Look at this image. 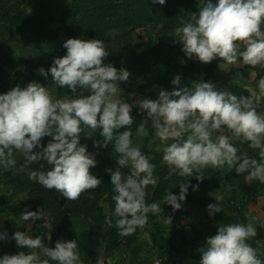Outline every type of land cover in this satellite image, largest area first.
<instances>
[{
  "label": "clouds",
  "instance_id": "clouds-1",
  "mask_svg": "<svg viewBox=\"0 0 264 264\" xmlns=\"http://www.w3.org/2000/svg\"><path fill=\"white\" fill-rule=\"evenodd\" d=\"M152 3L165 5L166 0ZM181 24L173 36L183 45L181 51L188 59L204 64L219 59L227 65L242 60L243 65L264 68V0H204L199 11ZM63 47L66 54L54 58L47 71L41 67L38 72L45 77L50 73L56 87H67L73 95L57 99L36 81L0 94V165L4 168L16 165L14 150L25 155V167L44 160L50 170H33L29 179L54 189L68 201L78 200L82 193L102 184V179L90 171L97 161L80 143V133L84 127L93 132L102 129L99 135L103 139L95 141L94 147H108L111 143L118 154V167L105 169L115 193V226L119 236L133 235L137 228L147 225L149 213H161L158 202L146 203V188L157 184L156 165L140 147L133 146L130 130L118 131L132 126L135 106L146 112L152 122L155 139L163 145L162 163L167 165L169 176L176 173L191 177L194 170L227 166L240 175L247 172L244 178L248 182L258 180L264 184V114L257 111L264 98V77L258 81L259 94L252 91L250 96H237L226 88L218 89L211 81L181 86V76L175 75L172 91L160 89L157 99L139 98L130 104L118 98L117 93L120 82L129 81L131 73L105 63L109 52L103 41L69 38ZM145 126L146 121L137 127V135L147 137ZM214 133L220 134L213 138ZM46 136L51 139L45 147L41 140ZM230 136L259 149L260 160L238 155L239 149ZM152 143L149 140V148ZM37 147L42 150L33 152ZM124 168H129L127 175L121 171ZM188 187L180 183L179 195L168 192L165 196L164 203L171 205L173 212L181 208ZM198 188L197 184L193 191ZM216 201L207 206L210 216L222 211ZM44 215L41 208L35 212L25 208L20 218L35 222L44 220ZM256 219L251 217L247 224L218 226L216 234L208 237L200 250L199 264H264L257 248L247 242L258 235ZM164 222L171 225L172 217H164ZM7 239V232H0V240ZM11 239L27 251L5 254L0 264H49L50 260L56 264H82L75 239L56 240L54 247L46 246L40 236L32 238L28 231H16ZM96 264H104L102 255H98Z\"/></svg>",
  "mask_w": 264,
  "mask_h": 264
},
{
  "label": "trees",
  "instance_id": "trees-1",
  "mask_svg": "<svg viewBox=\"0 0 264 264\" xmlns=\"http://www.w3.org/2000/svg\"><path fill=\"white\" fill-rule=\"evenodd\" d=\"M14 1L18 0H0V33L11 38L16 32L31 30L35 40L44 45L55 58L66 54L67 50L63 47V43L69 38H95L103 41L106 51L109 52L105 63H110L117 69L125 68L131 73L129 81L120 82L122 90L129 88L123 93L122 100L130 104L134 103L131 100L133 97L157 99L160 89L172 91L174 85L171 81L175 75L181 76V86L191 87L193 81L208 82L214 78L224 62L214 59L211 63L204 64L196 59H188L181 51L183 45L175 42L173 35L175 29L182 26L181 21L190 20L193 13L199 11L196 0H166L165 5L153 4L152 0H70V6L60 15L43 17L29 14L26 9H22L20 13H11L9 6ZM139 30L144 31V35H139L143 42L142 45L135 46L144 59L136 68L123 62L125 54L119 50L118 41L134 37ZM130 44L133 45L132 42ZM181 60L185 63L182 64ZM52 62L36 57H21L18 60L8 57L7 61L0 62V94L6 93L16 85L25 87L29 82L36 81L46 88H53L57 99L73 95L71 89L67 87H56L50 73L45 77L38 72L41 67L47 71ZM248 67H250L249 71L257 70V81L264 77V70L261 67ZM200 71L204 72L202 79L198 76ZM231 92L237 96L251 95V91L242 84H233ZM259 103L257 111L261 113L263 105ZM145 113L134 106L131 112L134 123L130 128L118 131L130 130L133 141L137 134L136 129L142 123ZM86 128L90 133H80V143L87 146L88 152H97L98 163L90 171L97 178L102 179L100 186L82 193L78 200H66V203L61 205L62 196L59 193L29 179L31 171H47L51 166L46 161L39 160L25 167V156L18 155L14 150L17 162L14 167H10L11 171L7 176L11 183L12 194L0 202V213L17 214L13 216L16 222L25 208L32 212L41 208L53 228L51 247L55 246L56 240L75 239L78 248L85 253L82 259L84 264H96L98 257H93L91 249L81 241L73 215L85 216L102 231V241L105 244L104 264H109V258L117 252L126 257L133 255L134 258H138L136 243L143 229L150 226L153 245L156 248L168 247L172 251L171 254L166 250L160 251L161 264H184L179 260L182 249L167 236L165 222L159 221L157 213H149L147 225L143 229L137 228L135 234L127 237L118 235L119 230L115 226L117 217L113 216L115 193L111 185L110 173L105 171L107 168L115 170L118 167L116 162L118 154L115 153L114 145L111 143L108 147H94L95 141L103 139L99 135L102 129L93 132L91 128L84 127ZM50 139L51 137L47 136L42 138V146L46 147ZM230 141L239 149L238 155H247L260 160L259 149L250 148V142H241L242 138L237 139L232 136ZM41 150L42 148L37 147L33 152ZM162 155V152H153L150 155V163L156 165L154 177L157 179V184L152 186L151 192H148V187L146 188V203L160 204L168 192L179 195L180 183L189 184L186 199L180 203L190 202L207 207L210 202L218 200L219 195H225L222 202L228 212L216 216L218 217L215 222L216 231L210 236L216 234L220 225L247 224L250 218L254 217L250 215L249 206L256 203L262 207L254 221L258 235L247 242L257 250L264 244V184L258 180L248 182L244 178L247 172L240 175L234 169L229 170L227 166L224 169H213L208 166L194 170L191 177L176 173L169 176L167 165L162 163ZM121 171L127 175L129 168ZM196 176H202L203 179L197 180ZM197 184L198 190L193 191V187ZM21 194H25V200L13 205L14 200ZM106 205L109 207V212L106 210ZM12 208L13 211L10 212ZM0 232H7L9 237L7 240H0V257L5 254L13 255L22 250L27 251L18 248L15 240L11 239L16 231L9 217L5 221L4 228L0 227ZM206 240L195 245V248L205 245ZM258 256L264 261V248L258 251ZM192 260L197 259L192 258L191 262Z\"/></svg>",
  "mask_w": 264,
  "mask_h": 264
},
{
  "label": "rangeland",
  "instance_id": "rangeland-1",
  "mask_svg": "<svg viewBox=\"0 0 264 264\" xmlns=\"http://www.w3.org/2000/svg\"><path fill=\"white\" fill-rule=\"evenodd\" d=\"M198 2L199 7L202 6L204 0H196ZM213 3H216L217 0H212ZM70 6V0H18L17 2H12L9 6L11 13H20L22 9H26L29 14L37 15L40 17L43 16H58L63 11L68 9ZM198 7V10H199ZM262 30H264V25H262ZM139 35H144L143 30H139L134 37L125 38L120 43L119 50L123 51L125 57L123 62L132 65L134 67H139L140 62L144 59V57L140 54V52L136 49V44L142 45V39L139 38ZM127 37V36H126ZM133 43L131 45L130 43ZM10 57L14 60H18L21 57H36L43 61H53L54 56L51 55L49 50L42 45L41 43L35 40V37L31 30H23L16 32L13 37L7 38L2 33H0V62L7 61V58ZM17 68V66H15ZM223 70H219L216 72L214 78L210 80L213 82L218 89H227L231 91V86L235 83L246 82L249 83V87H254L255 74L252 77H246L245 75L240 74L238 77L232 78L229 77L228 74V66H223ZM264 70V68H262ZM199 78L202 79L204 77V72H199ZM48 89L52 92L55 97V92L53 88L48 87ZM129 88L126 90H120L117 93L118 98L122 99L123 93L127 92ZM252 91H256L259 94V90L257 88L252 89ZM90 92H86L85 95H90ZM140 97H133L132 101L139 99ZM260 114H264V107ZM146 121V131L148 133L147 137L137 135L132 141L133 146H138L141 148L142 152H144L148 159L150 160V155L153 152H162L163 145L158 139H155V130L151 128V120L147 118V114L143 115V122ZM89 129H84L82 134L88 133ZM90 133V132H89ZM220 133H214V137L218 136ZM231 137V136H230ZM149 140H153L151 147H148ZM169 141L168 143H170ZM16 153L20 156H25L22 152L16 151ZM95 156V159L98 163L97 152H92ZM11 171V168H4L3 165H0V202L3 201L7 196L12 194L11 183L8 180V175ZM153 185L148 186V192H151ZM225 195H219L218 201L221 204L222 211L215 213L214 215H209V210L207 207L196 205L190 202L181 203V208L173 212L171 205L164 203L162 201L161 205V213H157L159 221H164V217H172V223L166 224V234L170 237L174 244L177 247L182 249V252L179 253V260L186 264H199L201 258L200 250L204 246H199L195 248V245L202 243L206 240L212 233L216 231V217L219 213L226 214L227 207L224 206L222 200L225 198ZM25 194H21L18 198H16L13 202V205L19 203L21 200H25ZM215 202H210L209 204H216ZM208 204V205H209ZM253 210L261 212V206L258 207L252 206ZM39 210V209H38ZM37 210V211H38ZM106 210L109 212V207L106 205ZM13 211V208L10 209V212ZM42 211V210H41ZM258 213V215L260 214ZM43 213V212H42ZM14 215H7L0 213V227L4 228L5 221L10 218V222L14 227L15 231H28L32 238L36 236H40L46 246H50L49 242V234L52 238L53 228L49 221V218L44 216L43 219H37L35 222L24 221L19 218L18 221H14ZM254 215V214H253ZM257 215V216H258ZM14 216V217H13ZM256 216V215H255ZM7 217V218H6ZM73 221L77 227L79 237L83 243H85L93 253V257H98V255H102L105 250V244L102 241V231L93 224L89 219L85 216L77 214L73 215ZM39 225L40 227H37ZM151 227L148 226L143 229L140 234V238L136 243V247H138V258H134L133 255H128L127 257L123 254L117 252L115 255L109 258V264H161L159 253L160 251L166 250L168 254H171L172 251L168 247H158L156 248L151 240ZM264 248V244L259 246L258 251ZM79 256L80 261L82 262L83 257H85L84 251L80 250ZM192 255V257L190 256ZM47 258V257H42ZM197 259L192 260L191 259ZM49 264H56L55 261H49ZM82 264H84L82 262Z\"/></svg>",
  "mask_w": 264,
  "mask_h": 264
},
{
  "label": "crops",
  "instance_id": "crops-1",
  "mask_svg": "<svg viewBox=\"0 0 264 264\" xmlns=\"http://www.w3.org/2000/svg\"><path fill=\"white\" fill-rule=\"evenodd\" d=\"M228 66L229 67V69H228V76L230 77H232V78H234V77H238L240 74H242V75H245L246 77H248V79H249V77H252V76H254L253 75V73L255 74V80L253 81L254 82V87L253 88H251V87H249L250 85H249V83H248V81L246 80V82H240V83H238V84H242L244 87H247L251 92H252V89H254V88H257V90H258V81H257V75H258V72H257V70L255 71V70H251V71H249L250 70V67H248L247 65H243V62H242V60H238L237 61V64L236 65H227L225 62H223L222 64H221V66H220V69L219 70H223L222 68H223V66ZM219 70H218V72H219ZM235 84H237V83H235ZM261 103H262V105H263V107H264V98H262L261 99V101H260ZM143 122V121H142ZM252 206H255V207H258V204H256V203H252L250 206H249V212H250V215L251 216H254V217H257V215H258V213L260 212V211H255V209L253 210V208H252ZM254 214V215H253ZM256 215V216H255ZM116 254V253H115ZM114 254V255H115ZM112 257V256H111Z\"/></svg>",
  "mask_w": 264,
  "mask_h": 264
},
{
  "label": "water",
  "instance_id": "water-1",
  "mask_svg": "<svg viewBox=\"0 0 264 264\" xmlns=\"http://www.w3.org/2000/svg\"><path fill=\"white\" fill-rule=\"evenodd\" d=\"M66 200H67V198L62 197V198L60 199V203H61V205H64V204L66 203Z\"/></svg>",
  "mask_w": 264,
  "mask_h": 264
}]
</instances>
